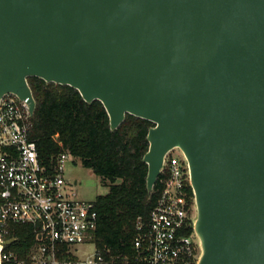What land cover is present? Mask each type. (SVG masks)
<instances>
[{
	"label": "water",
	"instance_id": "obj_1",
	"mask_svg": "<svg viewBox=\"0 0 264 264\" xmlns=\"http://www.w3.org/2000/svg\"><path fill=\"white\" fill-rule=\"evenodd\" d=\"M29 77L153 123L149 193L182 150L196 264H264V0H0V99L33 116Z\"/></svg>",
	"mask_w": 264,
	"mask_h": 264
},
{
	"label": "built area",
	"instance_id": "obj_2",
	"mask_svg": "<svg viewBox=\"0 0 264 264\" xmlns=\"http://www.w3.org/2000/svg\"><path fill=\"white\" fill-rule=\"evenodd\" d=\"M32 117L16 94L6 93L0 99L1 262L11 256L3 254L10 226L25 224L32 227L35 244L29 261L16 260L15 264L197 263L201 247L193 229L195 198L189 164L180 148L169 150L164 157L160 173L163 187L148 219H137L132 253H112L92 242L98 224L94 201L74 198L64 176L70 153L61 152L49 165L39 159L36 142L30 137ZM189 227L192 234H186ZM85 242L94 245V252L80 260L71 247ZM63 247L73 257L59 259L57 254Z\"/></svg>",
	"mask_w": 264,
	"mask_h": 264
},
{
	"label": "trees",
	"instance_id": "obj_3",
	"mask_svg": "<svg viewBox=\"0 0 264 264\" xmlns=\"http://www.w3.org/2000/svg\"><path fill=\"white\" fill-rule=\"evenodd\" d=\"M28 83L36 102L30 137L36 142L39 159L49 165L58 154L68 151L109 186L106 194L94 200L98 224L92 242L112 253L131 254L137 219H148L163 187L162 174L152 193L146 187L148 167L143 156L148 150L147 133L153 123L126 115L123 123L111 130L101 102L87 103L73 87L38 77H29ZM187 191L192 197L190 186ZM192 233L189 227L186 234ZM8 238L13 241L4 246L3 254L11 256L3 259L2 264L29 261L35 244L32 227L12 224ZM57 257L73 255L63 247Z\"/></svg>",
	"mask_w": 264,
	"mask_h": 264
},
{
	"label": "rangeland",
	"instance_id": "obj_4",
	"mask_svg": "<svg viewBox=\"0 0 264 264\" xmlns=\"http://www.w3.org/2000/svg\"><path fill=\"white\" fill-rule=\"evenodd\" d=\"M64 176L70 185L73 197L78 200L94 201L99 195L108 192L109 186L102 183L92 170L82 166L79 159L70 156L65 163ZM77 181V183H74ZM72 253L78 259L84 260L94 252V245L90 242L71 247Z\"/></svg>",
	"mask_w": 264,
	"mask_h": 264
},
{
	"label": "flooded vegetation",
	"instance_id": "obj_5",
	"mask_svg": "<svg viewBox=\"0 0 264 264\" xmlns=\"http://www.w3.org/2000/svg\"><path fill=\"white\" fill-rule=\"evenodd\" d=\"M74 183H77V181H75Z\"/></svg>",
	"mask_w": 264,
	"mask_h": 264
}]
</instances>
